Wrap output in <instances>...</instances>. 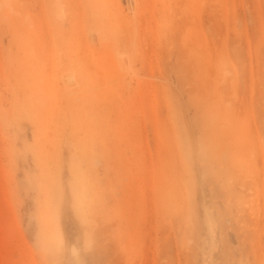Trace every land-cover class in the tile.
I'll return each instance as SVG.
<instances>
[{
	"label": "rangeland",
	"instance_id": "374dc122",
	"mask_svg": "<svg viewBox=\"0 0 264 264\" xmlns=\"http://www.w3.org/2000/svg\"><path fill=\"white\" fill-rule=\"evenodd\" d=\"M69 260L264 264V0H0V264Z\"/></svg>",
	"mask_w": 264,
	"mask_h": 264
},
{
	"label": "bare ground",
	"instance_id": "6f19581e",
	"mask_svg": "<svg viewBox=\"0 0 264 264\" xmlns=\"http://www.w3.org/2000/svg\"><path fill=\"white\" fill-rule=\"evenodd\" d=\"M153 48H154V47H153ZM252 215H253V214H252ZM186 222H187V221H186ZM23 263H24V261H23ZM23 263H22V264H23ZM25 264H26V263H25ZM67 264H71V261L69 260V261L67 262Z\"/></svg>",
	"mask_w": 264,
	"mask_h": 264
}]
</instances>
